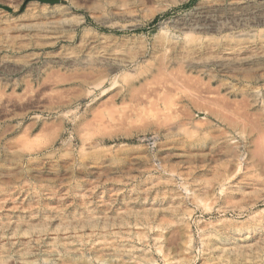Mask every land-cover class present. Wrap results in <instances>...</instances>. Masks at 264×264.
Wrapping results in <instances>:
<instances>
[{"label": "rangeland", "instance_id": "rangeland-1", "mask_svg": "<svg viewBox=\"0 0 264 264\" xmlns=\"http://www.w3.org/2000/svg\"><path fill=\"white\" fill-rule=\"evenodd\" d=\"M0 264H264V0H0Z\"/></svg>", "mask_w": 264, "mask_h": 264}, {"label": "water", "instance_id": "water-1", "mask_svg": "<svg viewBox=\"0 0 264 264\" xmlns=\"http://www.w3.org/2000/svg\"><path fill=\"white\" fill-rule=\"evenodd\" d=\"M40 3H48V4H54V3H57L58 0H36Z\"/></svg>", "mask_w": 264, "mask_h": 264}]
</instances>
